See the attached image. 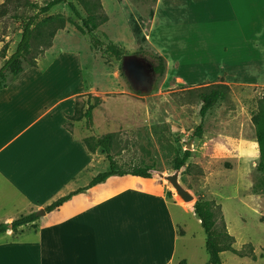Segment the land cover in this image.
I'll return each mask as SVG.
<instances>
[{"label":"crops","instance_id":"crops-1","mask_svg":"<svg viewBox=\"0 0 264 264\" xmlns=\"http://www.w3.org/2000/svg\"><path fill=\"white\" fill-rule=\"evenodd\" d=\"M153 5L150 27L162 6L158 24L164 33L142 50L164 59V79L172 67L173 84L264 90L261 79L232 75L236 46L264 56V0H155ZM38 63L0 89V224L40 212L107 169L103 154L86 151V135L66 126L75 97L85 91L62 96L60 80L41 83ZM244 68L250 71V65ZM188 79L201 82L186 85ZM166 190L160 182L123 176L75 193L35 228L0 235V264H175L182 231Z\"/></svg>","mask_w":264,"mask_h":264},{"label":"rangeland","instance_id":"rangeland-1","mask_svg":"<svg viewBox=\"0 0 264 264\" xmlns=\"http://www.w3.org/2000/svg\"><path fill=\"white\" fill-rule=\"evenodd\" d=\"M47 1L9 0L0 4L4 13L0 16V41L6 46V55L13 52L19 41L21 21L35 14L37 9L33 6H43ZM100 2L110 21L105 27L107 21L98 27L94 45L89 35L81 34L74 26L81 25V20L69 3L75 6L81 18L86 17L78 0H64L46 13V16H60L66 23L55 33L48 48H43L45 38L32 41L28 58L39 60L36 73L41 83L52 85L58 79L62 96L84 90L80 95L90 94L93 101L96 98L98 105L92 112L91 134H113L111 154L119 168L129 170L135 164H154L162 173L159 182L166 191L174 186L181 189L184 198L176 196L169 202L175 223L182 231L175 264L182 260L186 264L208 261L204 233L190 206L191 201L198 198L214 201L219 206L216 224L221 227L223 223L234 238L233 248H244L247 252L251 245L253 249L251 255L243 258L223 252L221 263L264 264V175L256 170L258 147L251 122V116L260 106L263 90L222 83L197 87L173 84L172 67L169 78L164 79V73L158 76L152 70V57L140 50L156 37H163L164 26L158 24L162 6L154 27H150L153 2ZM108 41L122 50L126 66L139 62L142 67H135L134 71L143 72L146 78L136 79L122 70L121 63L105 51ZM235 54L237 71L233 72V77L264 81L263 55L254 48L249 51L240 46H236ZM248 65L250 71L244 68ZM200 82L199 79L184 81L186 85ZM217 84L225 87L224 97L207 112L200 136L194 137L201 121L199 94ZM89 86L92 89L89 90ZM80 95L75 99L81 101ZM69 129L86 135L78 124L70 125ZM185 150L190 151L187 170L175 181L173 159Z\"/></svg>","mask_w":264,"mask_h":264},{"label":"trees","instance_id":"trees-1","mask_svg":"<svg viewBox=\"0 0 264 264\" xmlns=\"http://www.w3.org/2000/svg\"><path fill=\"white\" fill-rule=\"evenodd\" d=\"M9 0H5L4 5ZM64 0H49L43 6H33L37 9L34 15H30L26 20L21 21L20 25V37L12 53L8 55L0 66V89L7 87L13 82L25 68L35 67V58L29 59L31 52V44L35 39H44L43 48L50 46V41L54 37L58 30L65 27L66 21L60 16H46V13L54 6L63 2ZM154 2L155 0H145ZM82 8L86 13V17L81 18L78 14L75 6L69 3V7L73 13L81 20V25L74 24L76 30L83 35H89L91 37V43L94 45L95 32L98 27L107 21V16L103 11L100 0H78ZM3 10L0 9V16H2ZM40 15H44L39 19ZM72 23V22H70ZM5 45L0 50V57H5ZM105 51L111 55L117 62H122L124 53L122 50L112 42L108 41L105 45ZM140 51H143L142 49ZM153 59V71L158 76H162L165 69V61L161 56H156L151 53L145 52ZM121 67V66H120ZM225 87L222 85H213L207 92L199 94L200 101L202 103L199 109V115L201 118L200 124L195 128L193 136H200L202 132V122L207 112L217 103L218 100L224 97ZM74 100L73 114L67 117L69 121L66 126L78 124L82 127L86 136L82 138V144L86 151L90 154H94L99 151L103 154L107 160V169L98 173L85 188H81L76 192H72L67 196L61 197L49 205L42 208L40 212H32L27 215H22L18 219L12 221L11 228L9 230L4 229V224H0V235L7 231H15L19 227L26 225H34L41 218H45L46 215L57 210L64 202L70 199L75 193L84 191L88 188L94 187L98 184L104 183L111 177H123L131 176L138 179H150L155 182L162 180L161 171L156 168L154 164H135L129 170H123L119 168L114 157L111 154L113 147V134H106L102 136L94 135L92 133V112L98 105V100L90 94H84ZM251 122L255 127V136L258 147V159L256 164V170L258 173L264 175V90L261 95V103L255 114L251 116ZM190 157V151L185 150L181 156H176L173 159L172 164V178L178 180L187 170L186 161ZM264 191V179L262 184ZM165 196L171 199L176 196H184L181 193V189L177 186L172 187L166 191ZM190 206L200 221L204 238H205V250L208 254V261L206 264H222L220 254L223 252H230L238 257H248L252 254L253 249L251 245H248V251H244V248L237 250L233 248L234 238L230 236L222 223L221 227H217L216 215L219 213V206L214 201L204 200L201 198L191 201ZM221 216V215H220ZM182 232H179L181 235ZM179 264H185L182 260Z\"/></svg>","mask_w":264,"mask_h":264},{"label":"water","instance_id":"water-1","mask_svg":"<svg viewBox=\"0 0 264 264\" xmlns=\"http://www.w3.org/2000/svg\"><path fill=\"white\" fill-rule=\"evenodd\" d=\"M126 57L122 59V62H121V68L122 70H126V72L132 76L133 78H136V79H140V80H143L145 79L146 77L144 76L143 72H137V71H134V68L137 67L140 69V67H142L139 62L138 63H128V66H126ZM147 67H149V65L146 64ZM153 70V68H152ZM4 229H10L11 228V224L10 223H7L5 224L4 226Z\"/></svg>","mask_w":264,"mask_h":264}]
</instances>
